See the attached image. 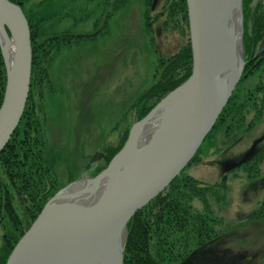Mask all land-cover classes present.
Wrapping results in <instances>:
<instances>
[{"label": "rangeland", "instance_id": "374dc122", "mask_svg": "<svg viewBox=\"0 0 264 264\" xmlns=\"http://www.w3.org/2000/svg\"><path fill=\"white\" fill-rule=\"evenodd\" d=\"M170 1L125 0L116 10L108 4L109 0L24 2L22 12L35 19L44 18L39 26L40 39L53 44L48 62L49 82L33 85L31 94L35 115L42 123L47 153L54 154L50 166L56 177L52 180L63 185L60 188L81 175L96 176L107 166H104L107 149L120 144L122 147L131 125L140 119H136V102L157 82L162 60L190 43L187 14V24L180 15L173 19L166 12L156 16ZM259 1L263 0H251L250 13ZM251 16L252 13L249 26ZM64 34L78 37L61 38ZM261 43L264 37L255 53ZM247 58L244 46V70L227 99L245 102L243 127L230 126L233 114L226 116L210 136L206 134L196 151L199 159L185 165L182 173L175 176L189 175L202 186H211L207 199L213 216L220 219L214 226L219 234L208 240L204 236L201 243L192 241L190 234V242L181 244L182 247L179 243L174 250L187 253L168 264H264V216L251 218L264 199V158L256 175L248 176V171L241 168V164L264 149V113L252 129L245 130L255 114V104L262 106L264 112V65L244 79ZM3 63L5 68L4 57ZM155 100L148 98L145 104L148 106ZM96 152L100 157L85 170L87 161ZM224 175L226 187L222 188ZM169 186L163 189L162 197ZM176 189L186 191L181 186ZM14 204L22 223L25 222L23 208L17 200ZM190 204L193 210L205 212L197 197ZM9 228L7 220L1 218L0 259L4 254L3 235Z\"/></svg>", "mask_w": 264, "mask_h": 264}, {"label": "water", "instance_id": "95a60500", "mask_svg": "<svg viewBox=\"0 0 264 264\" xmlns=\"http://www.w3.org/2000/svg\"><path fill=\"white\" fill-rule=\"evenodd\" d=\"M186 5L192 49L190 76L131 125L127 140L103 170L96 176L81 175L44 203L4 264H95L110 257L112 264H123L128 221L193 158L244 70L242 0H186ZM235 16L240 18V66L227 79L217 58L216 41L223 32L217 28L227 20L229 29ZM30 35L20 5L0 0V46L6 68L0 150L18 126L28 100ZM259 46L254 57L264 51V43ZM172 99L173 106L159 130L139 148L142 150L135 158L128 159L149 121ZM98 157V152L90 157L85 170ZM108 172L113 174L112 184L96 202L83 205L65 200L91 190Z\"/></svg>", "mask_w": 264, "mask_h": 264}, {"label": "trees", "instance_id": "16d2710c", "mask_svg": "<svg viewBox=\"0 0 264 264\" xmlns=\"http://www.w3.org/2000/svg\"><path fill=\"white\" fill-rule=\"evenodd\" d=\"M10 1L19 4L21 9H23L26 0ZM124 2L125 0H109L108 4L112 6L113 10H116ZM150 2H148V5ZM242 3L244 14L243 46H245V53L248 57L243 75L245 79L255 74L264 65V52L255 58L253 57L257 44L264 37V0L259 1L253 8L250 26L248 20L251 14V0H242ZM186 10V0H172L156 16H160L166 12V16L173 19L177 15H180L179 17L185 19V23L187 24ZM25 14L31 34L32 68L30 90L24 112L19 120L20 122L9 138L7 145L0 150V219L7 220L10 227L3 235L4 254L0 259V264L5 263L13 246L33 223L34 218L40 212L44 203L57 189L63 186L56 184L52 180L56 177L55 172L54 174L51 173L50 166L54 162V154L47 153V142L45 141L42 123L35 115V107L31 94L33 85L38 86L49 82L48 62L50 59V49L53 44H50L52 41H48V39H40L42 33L39 26L44 21V18L35 19L27 13ZM146 18L149 20L148 12L146 13ZM103 25H101V28ZM61 36V38L78 37L74 34H64ZM180 49L177 54L168 57L164 61L162 60V68L159 71L160 75L157 82L138 98L136 102L138 106L137 120L142 118L154 106L153 104L167 94L169 90L177 87L190 76L192 71L190 43ZM5 82V68L0 52V104L2 102ZM148 98H155L156 100L147 106L145 101ZM245 108V102H239L236 99L234 101L232 97L227 100L220 115L214 122V127L207 133V137L222 123L221 121H225L226 116L232 114L233 117L229 125H233L238 129L242 128L245 121L243 112ZM254 111L255 114L248 121L245 128L246 131L252 129L264 113L262 106H257V104L254 105ZM120 147L121 144L117 148L107 149L104 166L118 152ZM263 158L264 149L251 157L249 161L241 164V168L248 171V176L249 174L251 176L256 175L259 171L258 165ZM198 159V152H196L186 166ZM226 180V175L222 176V188L226 187ZM47 181L48 184L46 185ZM179 186L186 191L182 193L176 189ZM209 188L211 186H202L198 179L189 175L174 177L169 188L165 190L163 197L164 191L142 206L128 221V238L123 254V264H168L187 253V251L178 253V251L174 250L178 248L179 243L180 245H187V242H190V234L193 235L191 240H195L197 243L204 241V239L202 240L204 236L208 240L211 236L219 234L215 231L214 226L218 224L220 219L218 220L213 216V211H211L210 203L207 199ZM196 197L202 201L204 213L193 210L190 201ZM16 200L23 208V218L25 219L23 223L14 204ZM262 216H264V199L261 202L259 210L253 213L251 218L258 219ZM178 240L181 242H178ZM154 248H156L155 253H153ZM163 253L165 257L162 256Z\"/></svg>", "mask_w": 264, "mask_h": 264}, {"label": "bare ground", "instance_id": "6f19581e", "mask_svg": "<svg viewBox=\"0 0 264 264\" xmlns=\"http://www.w3.org/2000/svg\"><path fill=\"white\" fill-rule=\"evenodd\" d=\"M226 21H223L219 24L217 30H223L221 34V39L216 41L217 43V58L220 64V68L222 69V74L224 78L227 79L232 78L234 74L239 70L240 66V55H241V36H240V18L235 16L230 21V28L227 29ZM243 39V37H242ZM174 99L170 100V102L163 105L159 112L149 121V124L146 126V129L142 131L139 135V139L136 141L134 147L131 151H129L128 159L135 158L137 154L142 150V146L146 144V142L154 136V134L159 130L160 123H162L170 112V109L173 106ZM128 164V162H125ZM126 164V165H127ZM113 174L108 172L106 175L97 182V185L86 193L76 194L70 197H65V200L68 199L74 203H80L83 205L91 204L96 202L98 198L104 195V193L110 187L111 180ZM113 259L108 258L106 262L102 259L97 261L95 264H112Z\"/></svg>", "mask_w": 264, "mask_h": 264}]
</instances>
